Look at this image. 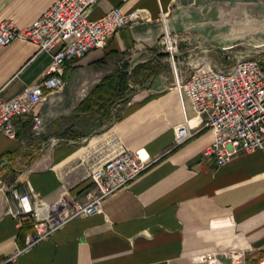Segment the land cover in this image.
<instances>
[{
	"label": "crops",
	"instance_id": "crops-1",
	"mask_svg": "<svg viewBox=\"0 0 264 264\" xmlns=\"http://www.w3.org/2000/svg\"><path fill=\"white\" fill-rule=\"evenodd\" d=\"M55 1L0 0V21L13 18L19 26L28 25ZM176 1L98 0L88 9L92 18L114 6L125 12L140 8L147 17L122 26L104 47L66 62L65 85L48 92L36 106L48 136L35 139L43 147L20 170L24 179L20 190L31 192L43 213L54 202L66 206L86 200L96 190L89 176L91 167L111 147L109 139L142 157H157L156 161L108 194L101 211L70 217L32 245H27L26 236L36 230L37 218L31 213L17 218L12 211L17 205L1 208L0 264H262L264 146L241 151L220 166L202 154L214 139L209 127L173 146L174 126L189 120L199 128L204 114L196 111L177 81L163 83L161 73L128 93V101L123 99L119 113L114 112L119 71L107 73L105 66L113 57L143 53L134 65L152 67L154 57L169 54L163 46L167 31L180 55L190 49L178 46L177 33L191 27L217 39L205 45L203 54L192 56H203L211 65L232 64L243 57L237 47L245 31L242 21L205 23L185 8L175 7ZM181 13H187V18ZM37 50L35 42L22 37L0 45V90L5 98L42 78L51 53ZM124 72L119 79L128 82ZM111 75L112 84H103L106 90L95 89ZM100 106L106 122L88 127L84 115L97 120L93 117ZM69 116L75 117L73 124ZM16 121V137L0 132V159L21 157L33 120Z\"/></svg>",
	"mask_w": 264,
	"mask_h": 264
},
{
	"label": "built area",
	"instance_id": "built-area-1",
	"mask_svg": "<svg viewBox=\"0 0 264 264\" xmlns=\"http://www.w3.org/2000/svg\"><path fill=\"white\" fill-rule=\"evenodd\" d=\"M98 0H56L32 23L19 26L13 18L0 21V45L22 37L38 45L37 52L48 51L51 61L42 78L29 84L22 92L5 98L0 90V132L10 137L18 134L17 118L33 120L36 134L42 132L44 117L36 106L48 92L65 85L63 72L66 62L86 55L95 48L104 47L125 24L147 17L134 8L123 11L114 6L104 15L89 17L88 9ZM170 52L179 51L170 31L164 35ZM185 63L193 65L185 73L178 72V85L190 96L199 114H204L201 126L195 128L189 120L174 126L173 146L191 138L198 130L209 127L213 141L202 151L211 156L218 166L225 164L241 151H252L264 146V57H238L228 68H219L204 61L203 56H189ZM176 63L175 57H172ZM183 76V77H182ZM59 138H53L57 142ZM108 151L101 155L89 176L96 190L86 200H74L66 213L55 217L50 209L44 213L29 191L15 187L18 199L12 210L17 218L32 214L37 218L36 230L26 236L32 245L47 236L68 218L94 214L102 210V201L110 193L126 186L146 170L156 158L142 157L137 151L109 139ZM264 264V260L261 261Z\"/></svg>",
	"mask_w": 264,
	"mask_h": 264
},
{
	"label": "rangeland",
	"instance_id": "rangeland-1",
	"mask_svg": "<svg viewBox=\"0 0 264 264\" xmlns=\"http://www.w3.org/2000/svg\"><path fill=\"white\" fill-rule=\"evenodd\" d=\"M176 6L178 8H185V11L195 16V19L198 18L205 23L218 20H227L229 22L230 20L242 21L245 31L241 39L242 41L237 45L239 51H242L243 56L264 54V49H261L264 47V0H256L255 2H250L249 0H177L175 3V7ZM178 10L179 9H177V12H180ZM179 16L186 19L187 13H181ZM177 34L178 46L190 49L186 53L183 52L184 55H180L182 53L177 55L172 54L167 48V43H164L163 46L169 54H159L154 57V63L151 64L152 67L143 69L134 65L136 60L145 56L143 53L120 55L109 60L104 68V70H106L105 72L110 73L119 71L114 93L115 100L113 101L115 103L113 107L115 108L114 112L116 115L121 108V105L118 106V104H121L124 100L128 101L130 98V94L127 95L128 93L131 92L132 94L141 86L149 84L151 78L157 77L159 73L162 74V78L160 79L163 80V83H170L173 80L178 82L177 78L179 77L177 73L179 72L181 75L185 73L184 70L193 66L185 63L191 59L189 56L196 55V53L199 55L203 54V49L206 47V44L217 41L215 36L199 32L191 27L183 29L182 32H178ZM201 45H203V47ZM180 56L185 57L182 58ZM172 57H175L176 63H174ZM129 63H131V66L128 67L127 65ZM212 65L219 68H228L231 64L224 62ZM124 71L127 72L129 76L128 88L124 86L123 80L119 79L121 76L120 74ZM102 109V107L96 109V112L100 111V113H95L98 115L93 117L97 120L84 115V120H89L87 123L84 122V124H87L88 127H92L95 124L100 125L105 123L107 114ZM74 119L75 117L69 116L68 121L73 124V122H75L73 121ZM91 129L92 128L86 129V131H90ZM46 136H48V134L43 131L40 134H36L32 127L31 130H28L27 135L24 136L25 145L22 149L21 157L6 155L0 159V209L9 206V204H13V206L18 204V200L13 195L12 190L15 187L20 189V185L23 184V177H19L20 170L27 168L30 155H35V153L43 147L41 144H37L35 139L37 138L40 140L39 138L43 139ZM69 204L70 203H66V206H64L61 201H58L54 202L49 209L52 215L56 217L59 212L66 213L67 211L65 212V209H68Z\"/></svg>",
	"mask_w": 264,
	"mask_h": 264
},
{
	"label": "trees",
	"instance_id": "trees-1",
	"mask_svg": "<svg viewBox=\"0 0 264 264\" xmlns=\"http://www.w3.org/2000/svg\"><path fill=\"white\" fill-rule=\"evenodd\" d=\"M108 78V79H107ZM105 79H107L106 81H104V82H102V84H100V85H98L95 89H105L106 90V88H108V87H103V84H105L106 83V85L108 84V85H111L112 84V82H113V76L111 75V76H108V77H106ZM123 82H124V86L125 87H127L128 88V82H127V80L126 79H123ZM123 96V95H122ZM121 96V97H122ZM101 107V106H100ZM104 107H106V106H104Z\"/></svg>",
	"mask_w": 264,
	"mask_h": 264
},
{
	"label": "water",
	"instance_id": "water-1",
	"mask_svg": "<svg viewBox=\"0 0 264 264\" xmlns=\"http://www.w3.org/2000/svg\"><path fill=\"white\" fill-rule=\"evenodd\" d=\"M180 53H181L180 51L173 52V54L175 55L180 54Z\"/></svg>",
	"mask_w": 264,
	"mask_h": 264
},
{
	"label": "bare ground",
	"instance_id": "bare-ground-1",
	"mask_svg": "<svg viewBox=\"0 0 264 264\" xmlns=\"http://www.w3.org/2000/svg\"><path fill=\"white\" fill-rule=\"evenodd\" d=\"M42 208V207H41Z\"/></svg>",
	"mask_w": 264,
	"mask_h": 264
}]
</instances>
